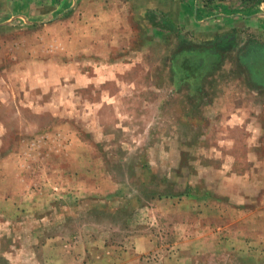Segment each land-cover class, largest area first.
<instances>
[{"label": "rangeland", "instance_id": "obj_1", "mask_svg": "<svg viewBox=\"0 0 264 264\" xmlns=\"http://www.w3.org/2000/svg\"><path fill=\"white\" fill-rule=\"evenodd\" d=\"M234 3L0 0V264H264Z\"/></svg>", "mask_w": 264, "mask_h": 264}, {"label": "crops", "instance_id": "obj_2", "mask_svg": "<svg viewBox=\"0 0 264 264\" xmlns=\"http://www.w3.org/2000/svg\"><path fill=\"white\" fill-rule=\"evenodd\" d=\"M233 5L235 3L231 4V18L227 19L231 26L228 33L215 37L213 43L231 44V68H235L232 81L237 86L232 104L237 107L238 115L240 113L238 118L246 115L252 118V108H264L260 94L264 93V6L259 9V6ZM246 89L257 93V98L241 95Z\"/></svg>", "mask_w": 264, "mask_h": 264}]
</instances>
